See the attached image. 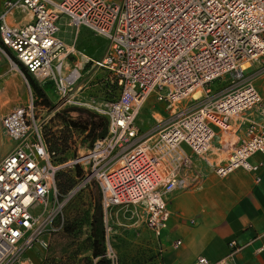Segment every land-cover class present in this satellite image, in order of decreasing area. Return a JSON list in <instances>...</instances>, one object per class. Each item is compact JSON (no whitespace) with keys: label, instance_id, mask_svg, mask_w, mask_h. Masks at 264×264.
<instances>
[{"label":"built area","instance_id":"2783aa9c","mask_svg":"<svg viewBox=\"0 0 264 264\" xmlns=\"http://www.w3.org/2000/svg\"><path fill=\"white\" fill-rule=\"evenodd\" d=\"M19 12L30 20L10 24ZM62 18L107 41L106 55L95 64L113 75L119 94L96 108L108 121L106 137L57 164L42 133L40 101L26 80L28 104L1 119L4 136L15 146L0 163V264H38L30 253L48 248L50 236L64 229L68 202L92 184L99 187L105 214L143 207L146 224L159 239L171 218L167 197L203 181L198 162L220 178L264 166L250 162L255 155L264 159V124L247 116L263 100L244 76L264 58V0H6L0 54L11 52L40 86L53 85L61 106L82 107L73 95L81 70L68 63L77 51L58 37ZM228 74L232 83L240 81L233 89L196 110L180 109L198 90L211 94L209 86ZM153 96L171 109V120L141 135L137 120ZM242 128L241 144L227 159L213 161L215 139ZM77 167L81 177L64 196L57 177ZM229 247L217 262L199 256L194 264H236L243 247L236 241ZM257 251L264 254V246Z\"/></svg>","mask_w":264,"mask_h":264},{"label":"rangeland","instance_id":"374dc122","mask_svg":"<svg viewBox=\"0 0 264 264\" xmlns=\"http://www.w3.org/2000/svg\"><path fill=\"white\" fill-rule=\"evenodd\" d=\"M62 27L66 30L64 36L67 35L70 41L77 38L76 31L72 27H67L64 22ZM76 47V56L69 58L68 62H70V67L77 66L81 70V78L73 90V95L75 94V100L82 102L83 106L63 107L58 104V96L53 85L44 86L49 105L44 104L38 98L40 101L38 117L41 122H44L42 133L47 145V141L52 139L53 134L57 138L64 136L69 138V149L64 153L55 151L54 160L57 164L66 163L78 155L86 153L90 148L92 139L87 138V133L75 128L71 122L84 124L90 120L91 114L96 116V121L105 118L97 114L96 108L105 107L119 94V87L113 75L92 62V60L97 61L106 55L108 44L92 32L81 30ZM15 65L17 63L7 51L6 54H0V117L27 105L30 100V89L26 82L28 79L20 66L14 70ZM253 72V69L248 70L244 76H249ZM233 81L232 74L225 75L209 86L211 94L207 95L203 92V97L196 102L190 97L181 102L180 109L191 106L193 110H196L208 100L221 97L240 83L236 80L235 83H232ZM32 91L34 93L33 89ZM34 95L37 97L35 93ZM42 107L49 110L46 111ZM170 110L166 104L158 103L155 96L151 97L137 120L140 134L155 132L167 125L166 123L171 120L169 118ZM236 147V138H234V143L226 148L232 150ZM81 173L82 170L79 167L75 170L66 169L61 172L66 175V180H73L74 186L79 181ZM208 177L209 174L205 176V181ZM95 185L92 184V187H88L73 197L64 208V228L70 227L72 231L65 232L63 229V231L52 234L47 249L35 250L30 253L34 261L38 264H96V259L92 256L90 240V224L98 199ZM195 188L192 187L188 190ZM99 194H101L100 191ZM173 195L167 197L168 205ZM41 211V207L36 210L37 213ZM103 215L106 218V254L112 264L161 263V241L147 226L143 207H116L108 211L107 214L103 212Z\"/></svg>","mask_w":264,"mask_h":264},{"label":"crops","instance_id":"0c3cea01","mask_svg":"<svg viewBox=\"0 0 264 264\" xmlns=\"http://www.w3.org/2000/svg\"><path fill=\"white\" fill-rule=\"evenodd\" d=\"M5 1L0 0V14ZM29 20L30 16L19 12L9 22L24 25ZM63 22L69 27L66 18L59 20L58 37L67 45L75 46L77 51L81 30H90L72 27L77 38L70 41L67 35L64 36L66 30L62 27ZM252 69L254 72L245 78L253 82L263 102L247 116L250 120L264 124V58L252 64L248 70ZM8 113L0 117V163L15 146L4 136L1 128V119ZM236 133H225L215 139L211 154L213 161L227 159L235 148L229 150L226 147L234 143V138L237 146L241 144L245 129ZM218 148L222 149L220 153ZM263 161L261 155L250 159L253 165ZM197 166L196 171L204 175L201 184L195 189L178 191L170 198L171 218L158 239L161 241L162 253L160 264H194L199 256L217 262L230 253L229 244L232 241L243 247L235 256L236 264H264V254L257 251L264 246V166L255 172L239 169L226 178L218 177L205 162H198ZM207 173L209 177L205 181ZM177 242L181 244L177 245Z\"/></svg>","mask_w":264,"mask_h":264},{"label":"trees","instance_id":"16d2710c","mask_svg":"<svg viewBox=\"0 0 264 264\" xmlns=\"http://www.w3.org/2000/svg\"><path fill=\"white\" fill-rule=\"evenodd\" d=\"M12 59L21 67L23 73L26 75L30 86L34 90V93L39 99L42 100L44 104L49 105V100L46 97V90L44 87L40 86L28 73L25 67H23L16 58L9 52ZM51 85V84H48ZM47 86V85H46ZM91 118L88 122L84 124H78L71 122L75 128L81 129L82 132L87 133V138H91L90 147L93 146L96 140L104 139L108 133V121L106 118H101L96 121V116L91 114ZM82 125V126H81ZM81 127V128H80ZM51 140H48L49 150L51 152L60 151L64 153L70 148L69 138L64 136L57 138L55 134L51 136ZM58 187L62 195L67 194L74 186L72 179L66 180V175L59 173L57 177ZM95 191L98 192V199L96 200V208L92 216V221L90 224V240L92 248V256L96 259V264H112L111 260L107 257L106 251V228L104 223V215L101 207V194H99V187L95 185ZM65 232H71L70 227L64 228Z\"/></svg>","mask_w":264,"mask_h":264},{"label":"bare ground","instance_id":"6f19581e","mask_svg":"<svg viewBox=\"0 0 264 264\" xmlns=\"http://www.w3.org/2000/svg\"><path fill=\"white\" fill-rule=\"evenodd\" d=\"M15 67V66H14ZM245 67H248V65H246ZM18 69L17 67H15V70ZM203 97V92L202 90H198L192 97L193 100L199 101L201 98Z\"/></svg>","mask_w":264,"mask_h":264}]
</instances>
